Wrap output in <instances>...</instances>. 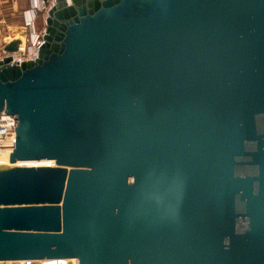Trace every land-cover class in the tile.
I'll return each mask as SVG.
<instances>
[{"label":"water","instance_id":"95a60500","mask_svg":"<svg viewBox=\"0 0 264 264\" xmlns=\"http://www.w3.org/2000/svg\"><path fill=\"white\" fill-rule=\"evenodd\" d=\"M14 115L0 262L264 264V0H55ZM15 38L4 46L14 52Z\"/></svg>","mask_w":264,"mask_h":264},{"label":"built area","instance_id":"2783aa9c","mask_svg":"<svg viewBox=\"0 0 264 264\" xmlns=\"http://www.w3.org/2000/svg\"><path fill=\"white\" fill-rule=\"evenodd\" d=\"M28 8L22 11L23 32L17 37L20 42L14 52L8 53L4 47L0 48V59L5 56L11 57L10 65L21 64L36 60L39 56V49L44 44V36L46 33V17L55 0H28ZM69 4L70 0H66ZM40 19V22L37 20ZM15 122L14 115L8 113H0V155H6L7 162L1 163L7 165L9 163V154L15 144L14 139ZM0 164V166H1ZM53 166V165H46ZM67 259H61L64 263ZM66 264V263H65Z\"/></svg>","mask_w":264,"mask_h":264},{"label":"crops","instance_id":"0c3cea01","mask_svg":"<svg viewBox=\"0 0 264 264\" xmlns=\"http://www.w3.org/2000/svg\"><path fill=\"white\" fill-rule=\"evenodd\" d=\"M28 0H0V48L23 32L22 11Z\"/></svg>","mask_w":264,"mask_h":264},{"label":"bare ground","instance_id":"6f19581e","mask_svg":"<svg viewBox=\"0 0 264 264\" xmlns=\"http://www.w3.org/2000/svg\"><path fill=\"white\" fill-rule=\"evenodd\" d=\"M4 153V152H3ZM2 153V154H3ZM27 164V166H34V165H54V161L53 160H50V161H43V160H34V161H18L17 163L15 164H12V166H18V165H25ZM43 263H40V264H59L60 263V260H41ZM5 262H12V263H23V264H31L32 262H36L37 264H39L38 260L36 261H25V260H20V261H5ZM45 262V263H44ZM1 263V262H0ZM36 263H33V264H36ZM65 263H67V260L65 261Z\"/></svg>","mask_w":264,"mask_h":264},{"label":"rangeland","instance_id":"374dc122","mask_svg":"<svg viewBox=\"0 0 264 264\" xmlns=\"http://www.w3.org/2000/svg\"><path fill=\"white\" fill-rule=\"evenodd\" d=\"M37 22H40V19H38L37 20ZM7 162V159H6V155L5 154H2L1 153V155H0V164L1 163H6ZM7 165H9V164H7ZM25 165H27V164H25ZM9 166H12V164H10ZM1 167H5V166H3L2 164H1V166H0V168ZM38 261H40V262H38L39 264L40 263H43L41 260H38ZM33 263H36V262H32L31 264H33ZM45 263V262H44ZM0 264H18V263H12V262H1ZM20 264H23V263H20ZM37 264V263H36ZM59 264H65V261H64V263L62 262V261H60V263ZM67 264V263H66Z\"/></svg>","mask_w":264,"mask_h":264}]
</instances>
